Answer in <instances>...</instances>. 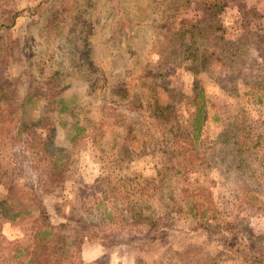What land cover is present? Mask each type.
<instances>
[{"label":"rangeland","instance_id":"obj_1","mask_svg":"<svg viewBox=\"0 0 264 264\" xmlns=\"http://www.w3.org/2000/svg\"><path fill=\"white\" fill-rule=\"evenodd\" d=\"M0 94V264H134L163 247L184 264H247V235L234 245L223 223L237 214L264 255V0H0ZM23 122L68 163L60 186L45 189L31 135L12 138ZM191 204L206 211L197 230ZM130 206L169 212L173 229L138 249L152 234ZM42 212L53 233L40 240Z\"/></svg>","mask_w":264,"mask_h":264},{"label":"trees","instance_id":"obj_2","mask_svg":"<svg viewBox=\"0 0 264 264\" xmlns=\"http://www.w3.org/2000/svg\"><path fill=\"white\" fill-rule=\"evenodd\" d=\"M1 96L2 94H0V97ZM31 99H32V96L29 94H26L24 102L30 103ZM52 99L54 100L53 103L55 105L58 115H62V114H65V112L67 111H71L70 109L72 108L70 107V105L66 104L64 99L56 98V97H53ZM198 110L196 111V113L198 112ZM200 115L201 114H199V117H201ZM87 121L88 120L86 119L84 121L75 120L73 124H71L72 128H74L73 134L70 136V141L72 143L78 142V140L83 137L84 133L87 132V125H88ZM200 122H201L200 119L196 118V120L193 122L192 130L194 131L200 130V127H201ZM30 125L31 124H29V122H23L21 124H18L17 130L15 134L12 135V138L17 139V141L20 140L23 130L26 131L29 135H31L32 137V138L30 137L31 139L27 137V138H24V140L27 142L28 145L38 148L39 149L38 154L40 155L39 157L43 158L47 162V164L50 165L51 167V168H46L47 170H49L48 176L49 178H51V185L49 186V188H45V189L49 191L52 188L63 184L66 178L65 167H67L68 163L62 162L60 157L53 155L51 149L48 146V143L42 140L44 138L42 132H41V135H37V136L34 135L32 127H30ZM7 126L8 125H3L1 126V128L9 131L10 129ZM41 127L45 130L43 123ZM48 128L49 127H46L47 130ZM1 166H2V162L0 161V167ZM4 167H5L4 169L6 170L7 168L6 165H4ZM176 171H178V169H176ZM4 175H5V171L3 172L0 170V183L6 182V185H7V181L4 182L3 180ZM7 177L8 176L6 175V178ZM154 178L155 176L151 177V179H154ZM153 188L159 189L160 188L159 183L154 182ZM143 190H145L144 193H149L146 188L141 186V191L138 194V197L142 196ZM154 191L153 189L150 190V195H154ZM39 206L41 207L42 205L40 204ZM129 211L132 212V220L134 217V220L132 222L134 224H141V223L143 224V222L146 221L144 225L145 227H147V229H150L149 233L152 234L151 237H149L150 239H145L139 242L138 249H140L141 246H149L151 243L159 239L158 235L162 233H166V231H170L173 229V225L169 222L170 221L169 214H168L169 212H165V215H162V217L161 216L155 217L156 215H154V216L147 218L143 215L141 208L139 209V207L137 206H130ZM190 215L192 216V218L194 219L193 221L195 222V225L193 226L194 230H197L201 228L202 226H205L206 222L204 220H205L206 211L204 209L201 211L200 214H198L197 210L194 209V205L191 204L190 205ZM47 219L48 218L46 216V213L42 212L41 214L42 222L39 224L38 231L35 233L39 237L40 240L44 238L45 236L53 233V231L49 229L50 225ZM225 222L227 223V226L229 227V229L226 231H229L231 234L238 236L237 241H235L234 245L238 246V244L242 241V238L245 239V235H247V239L249 240V242H247V245L241 246L240 249L239 248L236 249L237 251L241 249L244 250L246 247H249L250 250L256 251L257 253L256 256L252 258L244 256L247 259L246 260L247 264H264V255L262 254L261 248L259 247V244H258L259 237L253 234L251 229L245 223H243L240 215L237 214L232 217H229L228 220L224 219L223 223ZM238 225L240 226V229L238 228ZM215 230H212V231L215 232ZM212 231L208 229L209 234H211ZM239 233H241V238L239 237ZM96 236L97 234L93 233L90 230H86L84 240L93 241L92 239H95ZM99 237H101V235H99ZM163 248L153 257L152 260H148V258L139 256L137 257V259H135L137 261H134L133 263L134 264H161L162 262L166 263V259H167L166 256H170V259H174L175 263L184 264L183 263V252H184L183 249H174V248L172 249L170 247H163ZM141 249H144V247ZM226 250L227 249H224V253H226V255L235 256V257H240L242 255V254H238L234 250H232L233 253H229ZM49 263L50 262L47 257H44L39 254H35L34 256H31L26 259V264H49Z\"/></svg>","mask_w":264,"mask_h":264}]
</instances>
